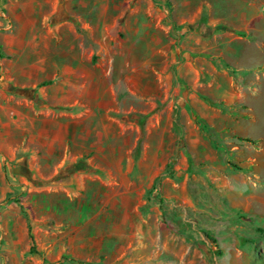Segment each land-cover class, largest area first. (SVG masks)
Wrapping results in <instances>:
<instances>
[{
    "label": "rangeland",
    "instance_id": "rangeland-1",
    "mask_svg": "<svg viewBox=\"0 0 264 264\" xmlns=\"http://www.w3.org/2000/svg\"><path fill=\"white\" fill-rule=\"evenodd\" d=\"M200 1L0 0V264H264L262 71L209 66Z\"/></svg>",
    "mask_w": 264,
    "mask_h": 264
},
{
    "label": "crops",
    "instance_id": "crops-1",
    "mask_svg": "<svg viewBox=\"0 0 264 264\" xmlns=\"http://www.w3.org/2000/svg\"><path fill=\"white\" fill-rule=\"evenodd\" d=\"M207 1H208L207 3L206 2L202 3L200 1L199 7H198V16L195 19H193V22H192L193 25L196 23L197 24L200 23L204 27H212V26H216L215 24L222 23L221 22L222 19H224V21H230L235 18L236 19L241 18L245 24L246 29L256 30L254 33V39H252L254 40V42L250 41V39H248L247 36H242V34L236 35V33L233 32L234 29L232 28V26L229 27L228 23H226L227 27L230 28L231 31L226 32V33L215 30V31H212L208 35H203L201 32L205 31V29L201 25H200L199 31L195 30V32L199 33L198 35L199 37L202 38V36H206V39L208 40L214 39L216 36H220L222 34H225V37H228V40L225 41L223 46L222 45H220V47L210 46L209 48L210 50H203V56L208 58L209 66L210 65L214 66V64L217 63L218 58L216 56L217 55L216 53H218V55H222V54L224 55V56H220L222 57L221 59L223 60L225 64H227L231 68L240 69L241 67H246V68L253 67L255 69H261L262 73H257V75L253 77L252 79V80L259 82V83L253 84L254 88H252L251 90L252 93L248 94L246 92V94L241 97V99H243L241 104L245 106L243 109L247 108L250 111V115L246 117L256 120L257 114L251 107L249 103L250 100H247V96L250 95L252 98H255L256 96H263V99H264V58L259 57L260 53L263 54L261 51H264V30H258L256 27H254L253 25L254 20L253 21L251 20L252 21L251 23L249 19L247 18V16L242 12L230 11L227 14H220V16H215V14L213 13V9L218 8L219 7L218 5H220V3L217 0H207ZM262 17H263L262 13L259 12L257 16H255V21L258 20L259 18L261 19ZM189 26H190V23H189ZM251 57H252V60H253V57H259V59L258 58L254 59V61L251 62L252 60H249L251 59ZM212 59L215 60L214 63ZM248 83H251V82H248ZM263 99L261 100L264 103ZM201 118L204 119L203 117ZM244 136H246V138H248L250 141H253V142H256L262 139L263 147H264L263 137L248 136V135H244ZM259 148L260 147H258V149L256 150L257 152L259 151ZM257 161H259L261 164V165L259 164L260 168L264 170V157H258Z\"/></svg>",
    "mask_w": 264,
    "mask_h": 264
},
{
    "label": "trees",
    "instance_id": "trees-1",
    "mask_svg": "<svg viewBox=\"0 0 264 264\" xmlns=\"http://www.w3.org/2000/svg\"><path fill=\"white\" fill-rule=\"evenodd\" d=\"M200 25L203 26L202 24L198 23V24H194L192 26H190L191 29L193 30H197L199 31V28H200ZM205 31H202L201 33L203 35H208L210 34L212 31H215V30H227L225 27L223 26H213V27H204ZM246 140L250 141L248 138H245ZM32 242V240H31ZM33 244V243H32ZM31 244V245H32Z\"/></svg>",
    "mask_w": 264,
    "mask_h": 264
}]
</instances>
